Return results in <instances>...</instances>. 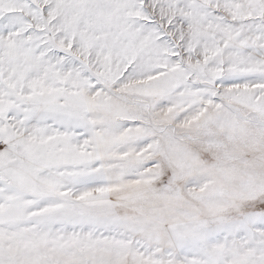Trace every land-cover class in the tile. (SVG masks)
Here are the masks:
<instances>
[{
	"label": "snow or ice",
	"instance_id": "6c2138e0",
	"mask_svg": "<svg viewBox=\"0 0 264 264\" xmlns=\"http://www.w3.org/2000/svg\"><path fill=\"white\" fill-rule=\"evenodd\" d=\"M0 264H264V0H0Z\"/></svg>",
	"mask_w": 264,
	"mask_h": 264
}]
</instances>
